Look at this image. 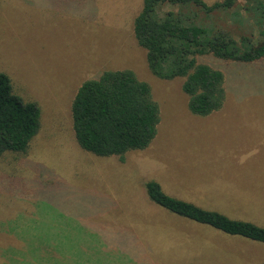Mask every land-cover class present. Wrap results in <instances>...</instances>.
<instances>
[{
    "label": "rangeland",
    "instance_id": "obj_1",
    "mask_svg": "<svg viewBox=\"0 0 264 264\" xmlns=\"http://www.w3.org/2000/svg\"><path fill=\"white\" fill-rule=\"evenodd\" d=\"M143 3L0 0V72L42 112L29 153L0 158V264H264V244L168 214L145 189L155 180L169 195L264 227V63L201 58L226 75L227 98L220 112L194 115L184 79L154 75L136 41ZM120 70L151 86L161 116L154 141L124 163L82 150L72 126L82 84Z\"/></svg>",
    "mask_w": 264,
    "mask_h": 264
},
{
    "label": "trees",
    "instance_id": "obj_2",
    "mask_svg": "<svg viewBox=\"0 0 264 264\" xmlns=\"http://www.w3.org/2000/svg\"><path fill=\"white\" fill-rule=\"evenodd\" d=\"M165 5L172 9L161 15L159 9ZM216 14L228 17L230 25H218ZM249 25L257 27L262 40L255 42ZM134 35L147 52L151 72L163 80L183 78L190 112L207 117L224 108L227 79L201 58L213 56L247 66L264 63V0L213 4L204 0H144L134 21ZM160 122V107L151 86L131 70L105 71L99 79L87 80L72 103V126L80 148L97 157H118L123 163L129 153L150 146ZM41 127L40 107L19 96L10 77L0 72V158L8 153L27 155ZM145 189L150 201L168 214L264 244V227L169 195L155 180H149Z\"/></svg>",
    "mask_w": 264,
    "mask_h": 264
}]
</instances>
